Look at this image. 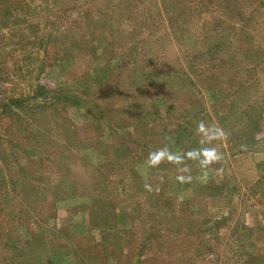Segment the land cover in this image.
Wrapping results in <instances>:
<instances>
[{
    "label": "rangeland",
    "instance_id": "374dc122",
    "mask_svg": "<svg viewBox=\"0 0 264 264\" xmlns=\"http://www.w3.org/2000/svg\"><path fill=\"white\" fill-rule=\"evenodd\" d=\"M0 264H264V0H0Z\"/></svg>",
    "mask_w": 264,
    "mask_h": 264
},
{
    "label": "trees",
    "instance_id": "16d2710c",
    "mask_svg": "<svg viewBox=\"0 0 264 264\" xmlns=\"http://www.w3.org/2000/svg\"><path fill=\"white\" fill-rule=\"evenodd\" d=\"M66 88L52 91L45 86L35 85L30 92L31 96H27L25 98L22 96H20L19 98H11L9 99V102L3 106V109L5 110V112L11 107L13 109H16V111H20L21 109L31 116L33 123H35L34 120L36 117H38L39 114H41V118L47 120L48 112H50V114H58L59 112L64 113L67 105L78 104L79 100L77 99L76 95H70L68 92V87ZM15 137L16 136L14 134H11V142H13V139ZM13 240L14 239H12V237H8L9 242ZM102 248L103 249H100L95 254H92L90 251H88L87 255L100 261L106 260L107 257H109V254L108 252H106V248ZM111 257L114 256L112 255ZM128 261L129 258L126 259V262Z\"/></svg>",
    "mask_w": 264,
    "mask_h": 264
},
{
    "label": "clouds",
    "instance_id": "9594fccd",
    "mask_svg": "<svg viewBox=\"0 0 264 264\" xmlns=\"http://www.w3.org/2000/svg\"><path fill=\"white\" fill-rule=\"evenodd\" d=\"M209 159H219V157L216 156L214 152H211L209 153Z\"/></svg>",
    "mask_w": 264,
    "mask_h": 264
}]
</instances>
